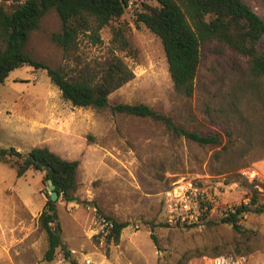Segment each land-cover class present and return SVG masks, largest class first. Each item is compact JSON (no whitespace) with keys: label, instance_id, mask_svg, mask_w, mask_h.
Returning a JSON list of instances; mask_svg holds the SVG:
<instances>
[{"label":"rangeland","instance_id":"374dc122","mask_svg":"<svg viewBox=\"0 0 264 264\" xmlns=\"http://www.w3.org/2000/svg\"><path fill=\"white\" fill-rule=\"evenodd\" d=\"M242 1L264 21V2ZM142 5L156 3L134 2L107 27L79 31L66 52L51 41L61 25L50 10L39 30L30 33L24 49L34 61L60 68L71 81L83 75L97 81L112 57L123 59L134 77L108 97V108L71 107L44 71L30 67L15 69L0 85V110L8 112L14 106L43 115L44 125L53 132L52 148L61 158L78 164L73 198L60 199L56 207V222L69 257L65 260L57 249L46 263L47 239L37 221L48 197L44 175L28 170L17 177L9 164L0 163V264H82L83 256L91 264H204L215 256L237 253L251 262L263 257L264 79L253 84L247 59L227 46L207 42L200 52L192 97H179L172 90L160 40L135 24ZM117 27L130 49H121L115 39ZM25 100L36 101L35 108H21ZM118 104L147 106L169 117L178 128L220 136L221 145L203 147L172 136L158 122L113 113ZM5 119L8 124H0V148L15 150L20 140L12 129L18 124ZM224 145H229L231 158L219 156L214 169L232 158V167L248 163L230 183L225 175L212 174L209 162ZM185 181L193 183L208 209L199 223L169 225L163 193ZM253 195L257 201L251 206ZM258 206L263 212L256 211ZM240 207L250 210L240 217L236 231L222 219L227 211ZM97 216L127 224L117 243L100 246L91 236Z\"/></svg>","mask_w":264,"mask_h":264},{"label":"trees","instance_id":"16d2710c","mask_svg":"<svg viewBox=\"0 0 264 264\" xmlns=\"http://www.w3.org/2000/svg\"><path fill=\"white\" fill-rule=\"evenodd\" d=\"M155 6L142 5L143 10L136 13L135 24L143 26L161 42L162 53L166 59L172 90L182 98L193 95L195 77L201 62L200 52L204 43L215 42L227 46L233 53L248 60L249 76L254 84L264 79V21L246 6L242 0H153ZM264 2V0H259ZM16 2L10 10L6 3ZM142 0H1L0 2V85L6 82L10 73L21 67H30L33 71H44L50 84L61 98L77 109L108 108V97L119 87L133 79L132 70L120 57H112L99 79L94 81L89 75L78 80H68L60 68L53 69L34 61L25 51L31 32L39 30L41 19L50 10H54L61 25V32L51 34V41L64 52L71 49L79 31H99L116 21L124 14L130 4ZM115 39L121 49H130L129 41L120 27L114 30ZM251 85V84H250ZM250 87L249 85H247ZM252 87V86H251ZM250 87V88H251ZM241 90V87H239ZM113 113L134 116L160 123L174 137L189 140L203 147L218 148L221 139L218 135L204 136L198 131L183 130L174 126L171 119L144 105L118 104L111 109ZM229 145L211 155L209 162L211 173L226 176L230 183L236 171L244 169L248 163H236L228 159L217 169L219 156L227 155ZM244 151L236 155L241 159ZM226 158V159H227ZM0 163L9 164L15 169L17 177L28 170L43 174V182L50 180L58 196L51 201L49 196L39 216L38 227L46 235L47 250L43 261L49 263L57 249L63 258L68 259L69 252L62 242L57 220V204L60 199L71 200L76 192V162H67L47 149H30L25 154L15 149L0 148ZM256 193V190L253 191ZM253 195L250 205L256 204ZM248 207L234 208L225 213L223 223L238 230L240 217L249 212ZM257 212H263L258 206ZM110 221L109 219H106ZM112 223L113 233L107 243H117L126 223ZM235 255V254H234ZM220 256V255H218ZM235 256H240L237 253ZM217 257V256H215ZM214 258V257H213ZM69 264H75L69 262Z\"/></svg>","mask_w":264,"mask_h":264},{"label":"built area","instance_id":"2783aa9c","mask_svg":"<svg viewBox=\"0 0 264 264\" xmlns=\"http://www.w3.org/2000/svg\"><path fill=\"white\" fill-rule=\"evenodd\" d=\"M255 177V172L249 174L250 180ZM203 196L198 192L191 181H185L171 190L163 193V213L169 225L172 223L180 226L199 223L207 205ZM91 236L95 237L102 246L113 233L112 223L97 216L92 221ZM82 264H91L90 260L83 256ZM204 264H264V255L258 262H251L248 257L234 254H221L220 256L206 260Z\"/></svg>","mask_w":264,"mask_h":264},{"label":"crops","instance_id":"0c3cea01","mask_svg":"<svg viewBox=\"0 0 264 264\" xmlns=\"http://www.w3.org/2000/svg\"><path fill=\"white\" fill-rule=\"evenodd\" d=\"M24 0H20L22 2ZM1 2V0H0ZM16 3V2H15ZM17 4V3H16ZM13 3L7 2L6 8L11 9ZM10 75V74H9ZM9 77V76H8ZM8 79V78H7ZM14 105H17V102H14ZM36 101H22L21 108H35ZM25 110V109H24ZM20 110L14 109V106L10 107L8 112L0 110V124H8L6 117H9L12 120L17 121V126H14L12 129V134L16 136L20 141L19 145L15 147L17 151H22L24 148L28 149H47L55 153L58 151L52 148V144L49 139L52 137L53 132L51 131L50 125L48 127L44 125L43 115L38 117L33 110ZM43 112H41L42 114ZM59 156V155H58ZM60 157V156H59ZM61 158V157H60ZM63 159V158H61ZM65 160V159H64ZM69 162V161H67Z\"/></svg>","mask_w":264,"mask_h":264},{"label":"water","instance_id":"95a60500","mask_svg":"<svg viewBox=\"0 0 264 264\" xmlns=\"http://www.w3.org/2000/svg\"><path fill=\"white\" fill-rule=\"evenodd\" d=\"M46 190H47L48 196H49L51 201L54 202L58 199V196L54 190V185L52 184V182L50 180L47 182ZM69 201H71V200H69Z\"/></svg>","mask_w":264,"mask_h":264}]
</instances>
